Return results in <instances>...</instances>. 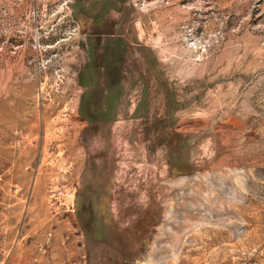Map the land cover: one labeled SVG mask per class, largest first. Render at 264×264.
<instances>
[{"label": "rangeland", "instance_id": "obj_1", "mask_svg": "<svg viewBox=\"0 0 264 264\" xmlns=\"http://www.w3.org/2000/svg\"><path fill=\"white\" fill-rule=\"evenodd\" d=\"M0 264H264V0H0Z\"/></svg>", "mask_w": 264, "mask_h": 264}]
</instances>
